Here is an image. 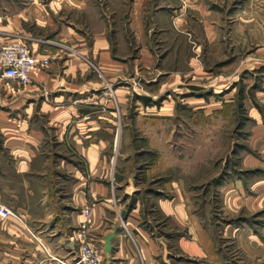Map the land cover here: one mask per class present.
<instances>
[{"label":"rangeland","instance_id":"rangeland-1","mask_svg":"<svg viewBox=\"0 0 264 264\" xmlns=\"http://www.w3.org/2000/svg\"><path fill=\"white\" fill-rule=\"evenodd\" d=\"M0 25L13 28L1 41L23 40L40 52L52 48L55 60L74 56L90 66L113 104L114 151L133 152L135 182L145 195L172 181L179 185L208 259L183 254L178 242L191 235L183 224L172 225L154 200L142 208L141 225L156 248L171 252L170 261L158 253L157 264H264V0H0ZM67 28L87 47L94 33H105L112 57L131 61L126 116L115 94L120 84L106 80L91 54L57 41ZM0 86L19 87L1 72ZM99 107L97 113L108 111L106 104ZM137 117L146 123L136 125ZM154 118L168 122L162 143L149 127ZM155 154L164 157L157 175L149 169ZM119 162L112 167L123 166ZM109 181L114 191L118 174ZM10 220L27 225L23 218ZM36 240L41 249L35 256L21 238L19 258L13 263L4 254L0 264H53L43 254L46 243ZM3 244L11 246L7 238Z\"/></svg>","mask_w":264,"mask_h":264},{"label":"crops","instance_id":"crops-1","mask_svg":"<svg viewBox=\"0 0 264 264\" xmlns=\"http://www.w3.org/2000/svg\"><path fill=\"white\" fill-rule=\"evenodd\" d=\"M12 31L0 25V34ZM56 39L91 54L106 80L113 86L120 84L115 94L126 116L131 104V61L112 57L103 32L93 34L90 47L70 28L62 29ZM33 47L39 58L52 57V63L38 72L29 86L21 88L15 81L10 82L19 85L17 88L0 86V206L16 210L27 222L24 226L20 221L0 219V256L10 255L14 263V256L21 254V238L27 240L28 254L35 256L39 237L46 243L42 251L47 259L53 264L61 260L70 263L78 254L75 235L85 226L94 237L91 241L103 250L104 264H157L158 253L170 261L171 252L156 248L141 225L142 208L155 200L154 205L172 225L180 228L183 224L191 235L178 242L183 254L208 259V251L196 235L195 218L187 201L180 198L179 185L172 181L145 195L144 185L135 182L133 152L115 153L113 104L90 66L74 56L55 60L52 48L40 52L38 46ZM102 104L108 111L97 113ZM132 122L130 118L125 126L131 127ZM134 122L139 126L146 123L139 117ZM149 123L156 142L162 143L168 122L154 118ZM49 143L57 149H51ZM114 159H120L123 166L113 168ZM162 159L155 154L154 166L149 167L152 173L163 171ZM113 171L120 180L114 191L109 181ZM62 175L68 176L69 182L62 180ZM86 208L91 210L89 219L84 215ZM122 216H126L124 222ZM112 233V249L106 252L105 240ZM4 238L11 243L7 249Z\"/></svg>","mask_w":264,"mask_h":264},{"label":"built area","instance_id":"built-area-1","mask_svg":"<svg viewBox=\"0 0 264 264\" xmlns=\"http://www.w3.org/2000/svg\"><path fill=\"white\" fill-rule=\"evenodd\" d=\"M49 64V58H39L26 41H0V72L5 80L15 81L20 86L26 87L32 84L38 72ZM84 215L89 219L91 210L86 208ZM0 219L21 220V217L13 209L0 206ZM87 235L86 228L83 227L75 237L78 243L76 259L70 263L60 261L61 264H104L103 250L93 241H88Z\"/></svg>","mask_w":264,"mask_h":264},{"label":"water","instance_id":"water-1","mask_svg":"<svg viewBox=\"0 0 264 264\" xmlns=\"http://www.w3.org/2000/svg\"><path fill=\"white\" fill-rule=\"evenodd\" d=\"M114 237H115V233H112L106 238V240H105L106 252H110L111 251V249H112V240L114 239Z\"/></svg>","mask_w":264,"mask_h":264}]
</instances>
